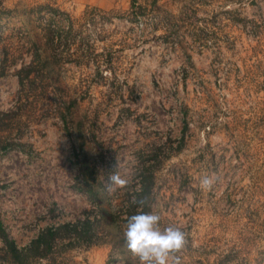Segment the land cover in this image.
Here are the masks:
<instances>
[{
  "label": "rangeland",
  "instance_id": "1",
  "mask_svg": "<svg viewBox=\"0 0 264 264\" xmlns=\"http://www.w3.org/2000/svg\"><path fill=\"white\" fill-rule=\"evenodd\" d=\"M140 209L264 264V0H0V264H139Z\"/></svg>",
  "mask_w": 264,
  "mask_h": 264
},
{
  "label": "clouds",
  "instance_id": "2",
  "mask_svg": "<svg viewBox=\"0 0 264 264\" xmlns=\"http://www.w3.org/2000/svg\"><path fill=\"white\" fill-rule=\"evenodd\" d=\"M215 174H205L200 178V187L210 190L216 183ZM129 184L127 177L119 172L110 175L107 189H123ZM133 204H143L133 196ZM161 217L155 212H145L142 209L127 217L123 230L126 249L139 264H181L178 255L188 244L187 235L179 227L169 225L163 229L159 226Z\"/></svg>",
  "mask_w": 264,
  "mask_h": 264
},
{
  "label": "trees",
  "instance_id": "3",
  "mask_svg": "<svg viewBox=\"0 0 264 264\" xmlns=\"http://www.w3.org/2000/svg\"><path fill=\"white\" fill-rule=\"evenodd\" d=\"M131 2L133 3L134 0H131ZM141 180H142V178L140 179V181ZM141 183H142V181H141ZM143 192L146 193L145 190H143ZM149 192L150 191L148 189L147 194H150ZM135 197L139 201L141 198H143V195L142 194H137V195H135ZM138 204L130 203V206L128 205V207H127L128 211L131 212V211L135 210L137 208ZM56 230H57V228L56 229H47V230L42 231L40 233V236L32 244L39 245L42 240H45L46 241V238H47V240L49 242L52 241L53 240L52 235H54V233L56 232ZM0 234H1V232H0ZM5 245L9 248V250H11L13 252V255H14L15 254V251H14V249L12 247V243H10V242L8 243V242L5 241ZM0 251H1V249H0Z\"/></svg>",
  "mask_w": 264,
  "mask_h": 264
}]
</instances>
